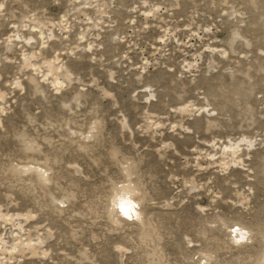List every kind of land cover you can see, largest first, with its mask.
I'll use <instances>...</instances> for the list:
<instances>
[{"label":"rangeland","instance_id":"1","mask_svg":"<svg viewBox=\"0 0 264 264\" xmlns=\"http://www.w3.org/2000/svg\"><path fill=\"white\" fill-rule=\"evenodd\" d=\"M124 169L142 222L114 225ZM262 250L264 0H0V264Z\"/></svg>","mask_w":264,"mask_h":264},{"label":"bare ground","instance_id":"2","mask_svg":"<svg viewBox=\"0 0 264 264\" xmlns=\"http://www.w3.org/2000/svg\"><path fill=\"white\" fill-rule=\"evenodd\" d=\"M54 71H55V68H54L53 72ZM56 83H57V80H56ZM185 111H187V110H184V112ZM91 130H94V127L91 128ZM243 142L247 147L251 146L250 142H248V141L247 142L243 141ZM240 143H242V141ZM237 148H238V145L232 146V149H231L232 153H230V152L229 153L234 156L236 154L235 149H237ZM225 153L226 152L224 151V155H225ZM30 163L25 164L26 166L21 167V169L19 170L18 173L28 174V173L34 172L33 174H35L37 182H39L40 184H46L50 180V178L48 177V170H44V169L38 167V165L35 164L34 162H33L34 165L37 167H33L34 165L31 167ZM49 171H50V169H49ZM124 173H125V178H126L125 182L120 187L117 185H113V187L110 189L109 195L107 196L106 215L108 216L107 218L110 220L109 223L111 222L114 225L119 224L121 222L126 223L128 221L142 222V212L140 210L141 198L138 196V192H137L138 189L134 186V184L131 180L132 175H131L130 170L124 169ZM66 199L67 198H63V200L60 203L61 204L66 203ZM52 201H56L55 198H53ZM121 205H123L125 208L129 209L128 214L132 216L131 220L126 219L125 216L121 213V210H120ZM132 205H134L135 207H132ZM154 235H156L158 237V235L156 234V231H154ZM249 235H250V232L247 231L246 227L243 228L240 225L239 228H237L235 231L230 232V237H231L230 239H232V241L234 243L240 244L243 241L249 240ZM119 248H120V250L128 251L125 248H121V247H119ZM202 255H203L201 258L202 261H205L207 263L210 260H212V257H213L212 254H202ZM151 261H153V262L155 261L154 257L151 259ZM256 264H264V250H262V252L259 254V256L256 260Z\"/></svg>","mask_w":264,"mask_h":264},{"label":"snow or ice","instance_id":"3","mask_svg":"<svg viewBox=\"0 0 264 264\" xmlns=\"http://www.w3.org/2000/svg\"><path fill=\"white\" fill-rule=\"evenodd\" d=\"M132 207H135V206L132 205ZM120 210H121V213L125 216L126 219H128V220L132 219V216L128 214L129 213V209L128 208H125L123 205H121L120 206Z\"/></svg>","mask_w":264,"mask_h":264}]
</instances>
